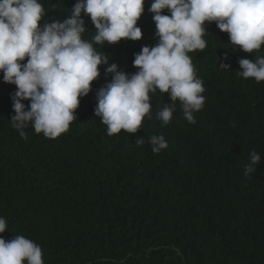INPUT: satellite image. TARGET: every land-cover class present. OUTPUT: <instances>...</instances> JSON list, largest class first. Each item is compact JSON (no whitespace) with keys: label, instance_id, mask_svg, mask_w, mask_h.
I'll list each match as a JSON object with an SVG mask.
<instances>
[{"label":"trees","instance_id":"16d2710c","mask_svg":"<svg viewBox=\"0 0 264 264\" xmlns=\"http://www.w3.org/2000/svg\"><path fill=\"white\" fill-rule=\"evenodd\" d=\"M41 2L43 23L67 18L75 0ZM150 4L137 22L141 39L96 45L120 71L134 73V54L157 41ZM83 18L91 40L94 26ZM205 27L207 47L189 53L205 88L195 124L177 103L161 126L155 114L169 97L157 92L153 118L137 133L107 135L94 116L95 92L111 79L101 65L66 133L48 139L29 125L23 139L10 122L16 86L0 73V217L8 225L0 236L33 240L44 264H264V82L236 75L238 60L255 52H233L227 33ZM153 135L168 147L154 154ZM252 151L261 161L245 177Z\"/></svg>","mask_w":264,"mask_h":264},{"label":"clouds","instance_id":"9594fccd","mask_svg":"<svg viewBox=\"0 0 264 264\" xmlns=\"http://www.w3.org/2000/svg\"><path fill=\"white\" fill-rule=\"evenodd\" d=\"M144 3L75 0L67 18L41 23L47 12L41 0H0V73L4 82L16 86L11 94L15 114L10 122L21 138L27 139L24 130L29 125L48 139L66 133L77 118L80 98L99 77L101 65L111 79L95 92L94 116L106 126L107 135L137 133L145 117L153 118L151 94L157 92L169 97L155 114L161 126L171 122L177 103L183 117L195 124L193 113L204 107L205 88L189 53L207 47L206 22H214L227 33L233 52L256 53L255 59L238 60L236 75L264 82V55L260 54L264 0H151L148 11L153 14L157 41L134 54V73L118 70L96 45L141 39L137 22ZM83 17H89L94 26L91 40L83 38ZM218 66L230 69L224 62ZM24 100L29 101L27 106ZM136 143L143 144V138L138 137ZM149 143L154 154L168 147L162 135L151 136ZM260 161L261 155L252 151L244 176L254 173ZM6 229V219L0 217V234ZM42 256L41 247L24 235L11 240L0 236V264H44Z\"/></svg>","mask_w":264,"mask_h":264}]
</instances>
